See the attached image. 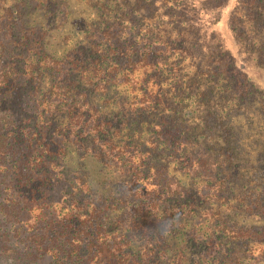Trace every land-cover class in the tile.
Returning <instances> with one entry per match:
<instances>
[{
    "label": "trees",
    "instance_id": "trees-1",
    "mask_svg": "<svg viewBox=\"0 0 264 264\" xmlns=\"http://www.w3.org/2000/svg\"><path fill=\"white\" fill-rule=\"evenodd\" d=\"M186 1L0 0V217L50 215L29 260L264 264V0Z\"/></svg>",
    "mask_w": 264,
    "mask_h": 264
},
{
    "label": "rangeland",
    "instance_id": "rangeland-1",
    "mask_svg": "<svg viewBox=\"0 0 264 264\" xmlns=\"http://www.w3.org/2000/svg\"><path fill=\"white\" fill-rule=\"evenodd\" d=\"M222 1H225V0H222ZM230 4L231 3H228L227 8L226 7L225 8L228 9L230 7ZM214 13H216V12H214ZM182 14L188 15V12H183ZM226 17H227V15H226ZM229 19H230V16L228 17V19H226V22H228ZM231 20H232V26L234 28V31L232 32V30L230 29L229 32L232 34V36H234L233 33H235V35L240 37L241 43L243 44V46H250L252 44V42L250 40L251 37L248 36V34H247V33H250V30H251V26H250L249 21L245 17H242V18L238 17L237 14L233 15ZM216 33H218V32H216ZM220 34H222V33L220 32ZM220 34L218 33L217 36L218 35L220 36ZM219 36H218V38H219ZM220 39H222L223 43L226 45V37L222 35V36H220ZM226 47H227V45H226ZM229 52L232 54V52L230 50H229ZM237 52L235 55H236V59L238 62H242L247 67L248 66L251 67L254 65L253 64L254 61L252 60V56L249 53H247L246 51H244L240 47L238 48ZM252 77H253V79H255V77H256L255 72L252 74ZM30 97H31L30 95L26 94L23 97V103H24V106L26 109L32 111L35 107V102L32 101L30 99ZM0 115H4V112L2 110H0ZM12 146L13 147L10 149L9 154L0 155V177L4 175V167H8V165L11 164L12 159L17 158V157H22L24 154L25 149L23 146H19V147L15 146V145H12ZM90 166L93 169L97 168V164H95L94 162H91ZM9 176H11V173L6 175L3 182L0 184V187L3 185H6V183L9 180ZM62 186H63L62 183H58V185H56L54 187V190L51 192L52 199L54 201L59 200V198L61 196ZM11 190H12L11 186L8 185V187L6 189L4 188V192L2 191L3 196L0 197L1 206H2V204H8L6 202V199L9 197ZM42 207H47V206L42 205V204L40 206H36L35 204H33V206L26 213V216H24L25 218L27 217V219H25V221L24 220H21L19 222H17V221L12 222L11 221L12 223H10L9 220L6 221L5 215H1L2 219L0 217V264H60V263H62V264H75L71 260H70V262L69 261L65 262L62 259H59L58 257L52 256L50 253L43 254L42 256L35 258V261H31V260H29L28 257L27 258L25 257V256H27L28 251L31 250L27 246L29 244L30 239L29 238L25 239L26 236L30 235V233H33L36 231H41L39 229L40 227L42 228V230H44V227H42V224H44L47 221L48 216L50 217L49 214H48V216L46 214H43ZM7 211H10V207L7 208ZM47 211H48V209H47ZM52 220L53 221L50 222L52 231L57 232L60 229V227H59V224H58V222H57V220L53 214H52ZM4 230H8L10 233L11 238L8 241L4 240L3 239L4 237L1 236L2 232ZM20 239H22V240H20ZM32 239H36L37 242L40 241L34 235L32 236ZM5 247H8V249Z\"/></svg>",
    "mask_w": 264,
    "mask_h": 264
}]
</instances>
